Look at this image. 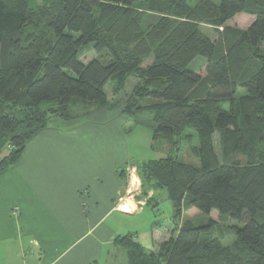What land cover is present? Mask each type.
Masks as SVG:
<instances>
[{"label":"trees","instance_id":"16d2710c","mask_svg":"<svg viewBox=\"0 0 264 264\" xmlns=\"http://www.w3.org/2000/svg\"><path fill=\"white\" fill-rule=\"evenodd\" d=\"M195 1L0 0V175L51 119L84 122L111 107L109 86L120 100L135 79L123 112H150L153 142L194 130L200 165L170 152L137 167L145 194L167 190L177 235L157 251L119 237L127 264H264V0ZM242 14L254 18L246 30L228 25ZM90 45L98 57L85 62ZM198 57L205 76L190 68ZM193 208L243 223L233 244L214 236V219H184Z\"/></svg>","mask_w":264,"mask_h":264},{"label":"crops","instance_id":"0c3cea01","mask_svg":"<svg viewBox=\"0 0 264 264\" xmlns=\"http://www.w3.org/2000/svg\"><path fill=\"white\" fill-rule=\"evenodd\" d=\"M122 104L42 131L0 175V264H111L120 254L127 264L116 240L134 232L123 218L141 214L152 191L139 196L142 163L131 159ZM171 237L147 249L157 251Z\"/></svg>","mask_w":264,"mask_h":264},{"label":"rangeland","instance_id":"374dc122","mask_svg":"<svg viewBox=\"0 0 264 264\" xmlns=\"http://www.w3.org/2000/svg\"><path fill=\"white\" fill-rule=\"evenodd\" d=\"M39 5L43 3V0H36ZM214 3L219 4L220 0H212ZM196 1L190 0V5L195 6ZM234 18L228 23L229 26L237 27L240 29H245L250 25V20H253V17L244 15ZM244 17V18H243ZM202 31L209 36L212 40L218 39V31L209 25H202ZM98 57V54L95 52L93 45H90L83 49L82 51V60L89 62ZM152 60H149L145 63L143 67H146L151 63ZM191 70L200 74L202 76L206 75L207 68V59L204 57H198L190 66ZM136 80L131 79L126 87L128 95H121L120 99H117L118 104L122 103V108L126 107L129 94H132L133 88L135 86ZM109 96L111 98L113 106L116 103V97L113 94L112 86L108 87ZM246 91L240 88L237 93V97L245 95ZM151 100H144L143 105H149ZM111 104V105H112ZM229 108V105H226V109ZM119 109V108H118ZM128 121L127 131L129 132V147L131 153V159L134 162L143 163L151 160H159L161 158H166L168 153L175 154L180 162L190 164L192 166L198 167L200 165L199 159L195 156L194 150L199 148L200 140L198 134L192 130L188 129L182 136L175 137L171 142L161 139L160 141L153 142L155 148H151L152 137H153V116L150 112L145 111L141 114H137L133 117H126ZM63 122L60 119H51L50 127L59 129V126H62ZM215 146L216 151L221 156V147L219 142V135L215 136ZM137 179L134 178L136 183ZM150 191H148L149 193ZM138 193H141L139 196L144 197L146 194L143 189ZM148 195V194H147ZM149 199H152L151 202ZM147 199L149 201L148 205H145L142 209L143 212L137 216H125L123 218V223L126 227H129L133 234L137 235V240L140 244L148 249H153L154 244L159 241H163L165 237L170 238L173 235L174 225V208L171 200L169 199L168 192L165 189L152 190V197ZM130 206L129 203L126 204ZM125 205V206H126ZM130 208V207H129ZM117 216L112 215L107 223H111ZM210 218L218 222V228L215 232V237L223 240L225 246H231L235 241V235L231 230V226H243L244 224L235 221L227 220L221 221L217 211H213ZM208 216L202 214L198 209H190L184 213V219L193 220L198 224H202L208 221ZM159 231V233L155 232ZM223 232V236H221ZM177 233H175L176 235ZM154 235V237H153ZM174 235V236H175ZM123 253H126V250H122ZM121 255V254H120ZM119 255L116 260L111 262L108 260V263L111 264H120L123 262L122 257ZM105 260L100 264H105Z\"/></svg>","mask_w":264,"mask_h":264},{"label":"bare ground","instance_id":"6f19581e","mask_svg":"<svg viewBox=\"0 0 264 264\" xmlns=\"http://www.w3.org/2000/svg\"><path fill=\"white\" fill-rule=\"evenodd\" d=\"M122 211H128L129 210V206H125V207H121Z\"/></svg>","mask_w":264,"mask_h":264}]
</instances>
